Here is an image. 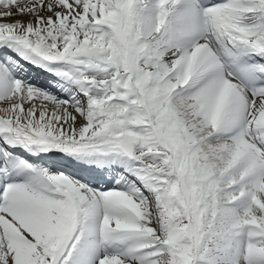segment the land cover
<instances>
[{
  "label": "snow or ice",
  "instance_id": "6c2138e0",
  "mask_svg": "<svg viewBox=\"0 0 264 264\" xmlns=\"http://www.w3.org/2000/svg\"><path fill=\"white\" fill-rule=\"evenodd\" d=\"M0 264H264V0H0Z\"/></svg>",
  "mask_w": 264,
  "mask_h": 264
}]
</instances>
